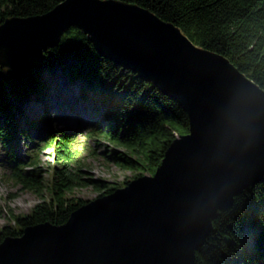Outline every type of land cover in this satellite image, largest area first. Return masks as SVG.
Instances as JSON below:
<instances>
[{
  "label": "water",
  "instance_id": "water-1",
  "mask_svg": "<svg viewBox=\"0 0 264 264\" xmlns=\"http://www.w3.org/2000/svg\"><path fill=\"white\" fill-rule=\"evenodd\" d=\"M152 82L188 117L155 172L0 243V264H194L213 220L264 181V88L172 22L120 0H62L0 24V67L53 47L70 28Z\"/></svg>",
  "mask_w": 264,
  "mask_h": 264
},
{
  "label": "trees",
  "instance_id": "trees-1",
  "mask_svg": "<svg viewBox=\"0 0 264 264\" xmlns=\"http://www.w3.org/2000/svg\"><path fill=\"white\" fill-rule=\"evenodd\" d=\"M61 1L0 0V24L12 16L43 14ZM120 1L139 5L174 23L192 42L226 56L264 88V0ZM58 66L70 79L83 83L81 94L93 98L96 111L108 114L103 125L83 132L87 139H95V146L88 145L89 155L95 156L104 148L103 154L113 163L135 172L134 179L153 174L171 142L189 131L187 114L178 102L152 82L100 55L77 27H70L40 56L27 58L14 68L0 67V143L10 161L9 177L43 196L29 213L7 214L8 222L0 228V243L7 237L21 236L30 226L65 223L73 211L89 202L72 195L76 187L91 186L100 191L99 197L123 186L82 171L78 152L70 146L73 137L51 132L42 141L33 139L37 154L48 145L55 148L48 186L38 178L36 153L22 162L13 151L19 135L28 136L21 130L22 105L47 101L44 72L52 73ZM28 124L35 126L36 121ZM43 187L47 188L46 197ZM194 264H264V181L244 188L232 205L218 214L196 251Z\"/></svg>",
  "mask_w": 264,
  "mask_h": 264
},
{
  "label": "rangeland",
  "instance_id": "rangeland-1",
  "mask_svg": "<svg viewBox=\"0 0 264 264\" xmlns=\"http://www.w3.org/2000/svg\"><path fill=\"white\" fill-rule=\"evenodd\" d=\"M67 65L68 62L64 67ZM44 77L47 82V101L44 104L27 101L22 105L21 130L26 131L28 136L21 134L14 141L13 151L18 159L26 162L29 155L35 154L38 150L33 145V139L42 141L53 132L59 136L73 137L70 146L78 152L76 159H80L82 171L87 172V175L104 179L112 185H123L122 187L126 185L127 180L134 179L135 172L123 169L113 163L103 154L104 148L101 147V152L95 156L89 155L88 145L95 146V139L91 141L81 134L96 125H103L108 114L105 110L100 113L96 111L94 100L90 95L87 98L82 96L81 86L83 83L77 78L70 79L61 66H58L52 73L44 72ZM63 88H66L67 91ZM10 98L12 99V97ZM29 121H36V125L30 126ZM55 155L54 145H48L38 154L36 153V160H39L38 173L40 176L38 178L43 179V185L48 186L51 183ZM29 169L26 167V170ZM9 171L10 161L6 156V149L0 143V228L8 222L7 214L9 212L27 214L35 205L43 201V196L24 189L13 181L9 177ZM43 188L42 193L46 197L48 196L47 188ZM99 194L100 191L91 186L76 187L72 193L73 196L86 201L94 200Z\"/></svg>",
  "mask_w": 264,
  "mask_h": 264
},
{
  "label": "bare ground",
  "instance_id": "bare-ground-1",
  "mask_svg": "<svg viewBox=\"0 0 264 264\" xmlns=\"http://www.w3.org/2000/svg\"><path fill=\"white\" fill-rule=\"evenodd\" d=\"M63 89H64L65 91H67L66 88H63Z\"/></svg>",
  "mask_w": 264,
  "mask_h": 264
}]
</instances>
